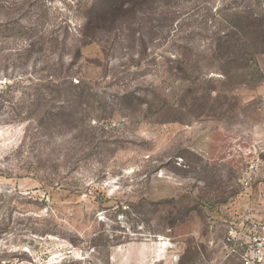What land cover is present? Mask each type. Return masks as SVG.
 <instances>
[{
	"label": "rangeland",
	"instance_id": "obj_1",
	"mask_svg": "<svg viewBox=\"0 0 264 264\" xmlns=\"http://www.w3.org/2000/svg\"><path fill=\"white\" fill-rule=\"evenodd\" d=\"M261 15L264 0H0V264H247L264 54L226 65L222 36Z\"/></svg>",
	"mask_w": 264,
	"mask_h": 264
},
{
	"label": "trees",
	"instance_id": "obj_2",
	"mask_svg": "<svg viewBox=\"0 0 264 264\" xmlns=\"http://www.w3.org/2000/svg\"><path fill=\"white\" fill-rule=\"evenodd\" d=\"M222 39H224L223 47L226 48V55H229L228 58L232 59L230 62H224V64L229 65L234 62H238V64L241 65L240 67L245 66L242 63L246 60V57H252L254 54H264V15L256 17L248 26L242 27L241 30H236V32L230 34H224L222 36ZM255 42H258L255 45H259V49L250 52V50L247 49V46ZM23 83L25 82H20L19 80L17 82H13V84L11 85H13L14 87V85L20 86ZM8 85L9 84H6V87H8ZM23 85H25L26 87L27 84ZM10 87L12 88V86ZM131 241L132 239L120 241L117 242L116 245H112L111 247L128 244Z\"/></svg>",
	"mask_w": 264,
	"mask_h": 264
},
{
	"label": "built area",
	"instance_id": "obj_3",
	"mask_svg": "<svg viewBox=\"0 0 264 264\" xmlns=\"http://www.w3.org/2000/svg\"><path fill=\"white\" fill-rule=\"evenodd\" d=\"M246 187L251 184V179L245 180ZM245 238H241L245 245L247 264H264V222L250 220L244 232ZM235 239V237H233Z\"/></svg>",
	"mask_w": 264,
	"mask_h": 264
}]
</instances>
